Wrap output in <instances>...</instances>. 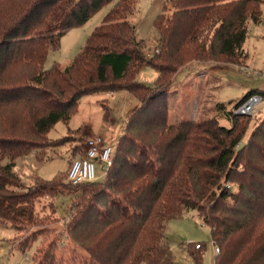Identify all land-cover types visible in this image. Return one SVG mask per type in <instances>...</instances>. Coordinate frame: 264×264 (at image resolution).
Instances as JSON below:
<instances>
[{"label":"trees","instance_id":"1","mask_svg":"<svg viewBox=\"0 0 264 264\" xmlns=\"http://www.w3.org/2000/svg\"><path fill=\"white\" fill-rule=\"evenodd\" d=\"M182 1L175 18H165V9L155 20L158 53L147 58L129 20L137 0H0V225L24 233L22 250L40 240L34 264L172 263L167 223L190 211L210 228L220 249L216 264H264V119L241 145L252 116L234 111L264 91H249L229 112L218 104L229 128L215 119L168 121L182 67L246 64L244 45L251 27L263 21L264 0ZM112 2L68 68H43L68 31ZM145 66L158 72L153 86L137 81ZM119 91L139 106L102 181L63 184L67 171L50 182L23 184L17 159L67 144L69 136L50 142L48 134L60 122L69 124L81 99ZM77 149L84 158L85 150ZM49 197L52 215L61 217L39 215L37 205ZM62 197L70 199L67 218ZM54 225L63 226L66 242ZM195 246L182 248L202 264L204 245Z\"/></svg>","mask_w":264,"mask_h":264},{"label":"rangeland","instance_id":"2","mask_svg":"<svg viewBox=\"0 0 264 264\" xmlns=\"http://www.w3.org/2000/svg\"><path fill=\"white\" fill-rule=\"evenodd\" d=\"M160 1L162 7H166L165 18H175V14L183 2L182 0ZM114 5L115 2H112L98 11L82 27L68 31L62 38L60 48L49 51L43 68L48 70L56 63L62 69L68 68L85 47L91 33L102 24L104 17ZM146 5L147 7L150 5V0H141V7L145 8ZM137 10L138 8L129 17V20L131 19L134 23H137L139 18ZM136 38L138 41H143V50L148 54V57L154 55V50L158 49L160 39V33L156 28L147 38L141 37L138 33H136ZM244 48L248 59L242 67L198 61L184 66L189 67L177 75L172 86V92L180 90L181 99L178 110L175 108L176 111H174L173 107V111L169 113L170 124L183 121L204 122L215 119L221 126L227 128L231 126L230 121L225 118V112L232 110L234 105L249 91H264V78H259L260 74H264V20L260 25L251 27V33ZM157 77L158 72L155 69L145 66L139 77L137 76V81L153 86ZM112 94L113 97L110 99H102L98 95L85 96L82 99L83 102L81 101L79 113L73 116L71 124L60 122L48 134L50 142L69 136L63 139L67 144L34 151L19 158L15 171L17 176L26 183H23L25 186H30L31 181L50 182L65 176L71 156L73 159L81 157V152H78L77 149L75 154L74 149L79 147L84 152L83 146L89 137L102 136L105 142L116 148V144L124 133L129 117L127 113L130 109L135 111L139 106V101L131 94L122 91ZM218 104H223L226 111L218 112ZM104 105L107 109L104 108ZM263 119L264 111L254 114L248 120L249 125L241 140V145H246L249 142L252 132ZM7 162L8 159H5L2 163L7 164ZM100 167L101 165L97 163V176L101 172L103 176L100 181H102L105 174L100 170ZM62 182L66 183L65 177ZM63 188L66 187L63 186ZM61 190L64 193L68 192L65 189ZM54 202L55 199L52 197L42 200L36 207L39 215H47L51 218L59 217L60 215L57 214L52 215L50 207ZM60 203L62 213L67 218L70 213V199L62 197ZM63 229L62 225L51 227V230L56 231L59 239L66 242ZM23 235L24 233L11 227L0 225V264H34V255L40 246V240H37L26 250H22L20 244L24 240ZM165 236L171 246L172 260L176 264H195L182 248L190 244L204 245L202 264H216V247L212 242L210 228L204 224L202 216L197 211L187 212L181 218L168 222Z\"/></svg>","mask_w":264,"mask_h":264},{"label":"built area","instance_id":"3","mask_svg":"<svg viewBox=\"0 0 264 264\" xmlns=\"http://www.w3.org/2000/svg\"><path fill=\"white\" fill-rule=\"evenodd\" d=\"M158 49L153 54H157ZM260 78L264 74L259 75ZM235 114L253 116L264 111V95L260 93L249 96L241 105L235 109ZM85 157L72 159L69 163L67 173V183L81 185L98 180L96 165H101L100 170L106 174L115 158V148L108 145L102 136L89 137L85 143ZM196 249H200V244H195ZM216 254H220V249L216 247ZM176 264V263H166Z\"/></svg>","mask_w":264,"mask_h":264},{"label":"crops","instance_id":"4","mask_svg":"<svg viewBox=\"0 0 264 264\" xmlns=\"http://www.w3.org/2000/svg\"><path fill=\"white\" fill-rule=\"evenodd\" d=\"M146 7H147V5H146ZM144 8V7H141V0H137V3H136V9L138 8V10H137V13H138V15H139V18H138V20H137V23H134L133 21H131V19H130V22H131V24H133L134 26H135V29H136V33H138L141 37H143V38H147L148 37V35L150 34V33H152V31H153V29L155 28V26H154V23H155V20L157 19V17L159 16V15H161V14H163V12L165 11V9H166V7L165 6H163L162 7V2L160 1V0H150V5L147 7V8ZM140 8V9H139ZM262 19L264 20V14H263V17H262ZM145 55L147 56V58H151V57H148V54H146L145 53ZM188 67L189 66H187V67H184V68H182L179 72H178V74L180 73V72H182V71H184L185 69H188ZM184 69V70H183ZM189 70L190 71H192L190 68H189ZM194 72H197L196 70H194ZM140 74V73H139ZM139 74H138V77H139ZM177 74V75H178ZM177 77V76H176ZM175 77V78H176ZM175 80V79H174ZM193 80V78L191 79V81ZM125 93H127V92H125ZM129 94V93H128ZM94 95H98L100 98H102V99H110V98H112L113 97V94L112 93H109V94H94ZM84 98V97H83ZM82 98V99H83ZM81 99V101L83 102V100ZM180 99H181V94H180V90H178V91H176V92H172V96H171V101H170V110H169V113H171V111H173L172 110V108L174 107V111H176L175 110V108H177V110H178V105H179V102H180ZM80 101V105H79V107L81 106V102ZM79 110H80V108H79ZM79 110H78V112H77V114L79 113ZM133 109H130L129 111H128V116H130V114L133 112L132 111ZM169 116H170V114H169ZM73 118V117H72ZM72 120L73 119H71L70 120V122H72ZM69 122V124L68 125H70L71 123ZM107 143V142H106ZM108 144V143H107ZM109 145V144H108ZM83 147H85V146H83ZM84 150H85V148H84ZM73 159V156H71V159H70V161H69V163L71 162V160ZM19 159H17L16 160V165H15V167H14V170H16V167H17V161H18ZM68 167H69V165H68ZM16 172V171H15ZM101 176H103L102 174H101V172H99V176H98V180H100L101 179ZM21 178V177H20ZM21 180H22V182L23 183H25L24 181H23V179L21 178ZM35 183V181H31V183H30V185L31 184H34ZM26 184V183H25ZM176 263V262H175Z\"/></svg>","mask_w":264,"mask_h":264}]
</instances>
